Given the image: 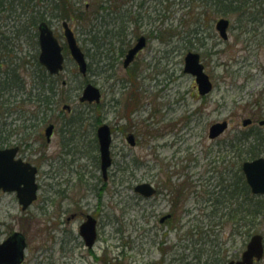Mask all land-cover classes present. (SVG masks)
<instances>
[{
	"label": "rangeland",
	"instance_id": "rangeland-1",
	"mask_svg": "<svg viewBox=\"0 0 264 264\" xmlns=\"http://www.w3.org/2000/svg\"><path fill=\"white\" fill-rule=\"evenodd\" d=\"M129 1L125 7L133 22L122 38H100L95 45L88 35L92 22H70L88 72L81 75L64 49L60 82L67 85L55 110L52 139L47 143L43 130L42 138L32 136L19 152L38 167V198L23 211L15 193L0 196V242L21 232L27 241L23 264H224L241 257L253 234L264 236V213L245 218L242 200L224 202L219 194L251 159L249 144L241 145L240 138L264 134L259 125L264 119V0L241 22L227 17L228 40L216 30L226 16L196 0L190 7L189 0H170L168 10L161 0ZM139 9L141 20L135 22ZM62 23L52 19L50 25L66 46ZM197 31L200 40L194 38ZM140 36L147 37L145 48L124 67L125 54ZM23 48L39 55L38 43ZM189 51L201 54L214 83L207 96L199 95L195 77L184 72ZM87 83L102 91L98 107L79 101ZM23 96L17 94V100ZM66 104L70 111L63 109ZM6 115L7 122L17 117ZM246 118L253 124L243 126ZM223 120L229 129L211 139L210 127ZM101 123L113 132L109 183L100 165ZM130 134L134 146L127 140ZM144 182L158 189L155 196L134 190ZM96 212L99 238L89 250L79 226L83 213ZM168 213L174 218L161 223ZM257 264H264V257Z\"/></svg>",
	"mask_w": 264,
	"mask_h": 264
},
{
	"label": "trees",
	"instance_id": "trees-1",
	"mask_svg": "<svg viewBox=\"0 0 264 264\" xmlns=\"http://www.w3.org/2000/svg\"><path fill=\"white\" fill-rule=\"evenodd\" d=\"M192 1L195 0H189V7ZM196 1L204 8L212 9L217 15L230 18L237 16L240 22L246 16L255 15V9L251 11V8H255L258 3V0ZM129 2L0 0V148L12 145L29 146L32 136L42 138L44 127L55 121V110L64 101L62 93L65 88L60 77L47 73L36 54L31 55L29 51L24 53L25 45H37L38 25L41 22L51 24L52 19L78 24L90 21L92 27L88 35L90 41L97 45L100 38L112 40L125 36L127 28L133 22L131 11L125 7ZM160 2L162 9L168 10L171 6L170 0ZM139 6L142 9L144 1ZM141 9L138 14L135 13V22L141 20ZM4 22L9 26L5 27ZM199 34L200 31L195 33L196 40H200ZM190 42L193 44L192 38ZM21 92L24 96L17 100V94ZM10 113H17V117L7 122L4 118ZM17 120L21 122L17 124ZM14 133L19 136L16 142L11 137ZM239 141L243 146L249 144V149L246 150L249 158L264 155V134L241 137ZM230 147L234 148L233 145ZM220 193L224 202L236 203L242 200L245 218L262 216L264 213V196L252 194L241 169L236 180L221 188Z\"/></svg>",
	"mask_w": 264,
	"mask_h": 264
},
{
	"label": "water",
	"instance_id": "water-1",
	"mask_svg": "<svg viewBox=\"0 0 264 264\" xmlns=\"http://www.w3.org/2000/svg\"><path fill=\"white\" fill-rule=\"evenodd\" d=\"M65 29V37L71 56L77 62L79 70L82 74L87 73V61L85 54L78 45L75 34L69 27L67 22L63 24ZM230 20L220 18L216 23V29L220 36L228 39V29ZM39 44L41 52L39 55L40 63L46 67L52 75H58L64 69L65 57L63 55V47L55 37L53 30L46 22L39 25ZM146 45V37L142 36L138 43L129 50L125 66H128L136 56V54ZM186 73L195 77L198 85V91L201 96L210 94L214 88V84L210 75L206 72L205 66L201 61V55L198 52L190 51L185 57ZM81 102H96L101 101V92L92 83L86 85L80 97ZM69 109V105L64 106ZM252 123V119L246 118L243 120V125L248 126ZM260 125H264V120L260 121ZM229 127L228 121L214 123L209 130V137L216 139L221 136ZM54 130V125H49L46 128L47 141L51 140ZM97 137L100 145L101 168L104 177L107 176V171L112 165L111 143L112 131L108 124L101 125L97 130ZM129 142L134 145V138L130 136ZM19 147L0 148V192H16L19 203L22 205V210H26L36 199L38 192V184L36 183L37 167L22 159H16ZM242 170L245 174L248 185L253 194L264 195V157L260 156L253 160H247L242 164ZM136 190L151 196L155 190L150 184H141L136 187ZM81 234L85 238L86 245L92 247L97 238L96 220L91 215L81 225ZM27 246L25 236L20 232H14L4 241L0 242V264H21L25 258V249ZM264 255V236L256 233L251 236L247 243L246 249L238 260H231L226 264H256Z\"/></svg>",
	"mask_w": 264,
	"mask_h": 264
},
{
	"label": "flooded vegetation",
	"instance_id": "flooded-vegetation-1",
	"mask_svg": "<svg viewBox=\"0 0 264 264\" xmlns=\"http://www.w3.org/2000/svg\"><path fill=\"white\" fill-rule=\"evenodd\" d=\"M135 45V44H134ZM133 45V46H134ZM130 48H132V47H130ZM130 48L128 49V51L130 50ZM127 51V52H128ZM142 51V50H141ZM140 51V52H141ZM139 52V53H140ZM138 53V54H139ZM127 54V53H126ZM126 54H125V56H126ZM138 54H137V56H138ZM136 56V57H137ZM133 63V62H132ZM132 63H130L129 65H128V67L132 64ZM130 136H133V138H134V142H135V144L134 145H136V139H135V136L133 135V134H130L128 137H127V140H128V142H129V137ZM130 143V142H129ZM131 144V143H130ZM132 145V144H131ZM112 160H113V158H112ZM112 167V166H111ZM110 167V168H111ZM110 168H109V170L107 171V176H106V178L104 177V174H103V172H102V176H103V180H104V182L105 183H109V178H110V176H109V171H110ZM144 184H150L153 188H154V190H155V193H157L158 192V189L152 184V183H148V182H144ZM104 188H105V186H104ZM135 190V189H134ZM154 193V194H155ZM84 214V216H83V222L80 224V226H79V236L81 237V242H83L84 243V245L89 249V250H92L93 248H94V246H95V244L97 243V241H98V238H99V234H98V213L96 212V213H83ZM88 215H91L92 217H94L95 218V220H96V225H97V238H96V241H95V243H94V245L92 246V247H89V246H87L86 245V241H85V238L83 237V235L81 234V225L88 219ZM76 216V214H72L71 215V217H69L68 218V221L70 220V219H72V218H74ZM171 218H174V216H173V214L172 213H168V214H166V215H164L160 220H161V223H164L166 220H168V219H171ZM104 257H106V256H104ZM100 260V259H99ZM101 260H105V261H108V263L110 262L108 259H103V257H102V259Z\"/></svg>",
	"mask_w": 264,
	"mask_h": 264
}]
</instances>
